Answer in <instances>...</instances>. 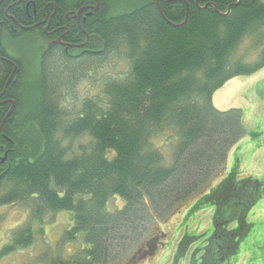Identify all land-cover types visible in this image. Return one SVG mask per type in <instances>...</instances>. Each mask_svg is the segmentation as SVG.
<instances>
[{"label": "trees", "instance_id": "trees-1", "mask_svg": "<svg viewBox=\"0 0 264 264\" xmlns=\"http://www.w3.org/2000/svg\"><path fill=\"white\" fill-rule=\"evenodd\" d=\"M18 1L0 0V58L10 57L4 40L7 33L14 36L12 20H26L15 6L6 22L7 8ZM32 1L62 7L79 0ZM88 1L96 6L95 0ZM99 1L84 30L103 40L102 57L74 61L58 53L47 58L39 67L40 82L34 83L40 91L29 97L30 111L28 98L19 96L23 75H16L5 93L16 107L3 130L6 140L0 136V155L8 152L0 167V204H21L29 218L12 232L1 257L32 246L34 227L39 225L42 234L48 213L66 212L71 226L65 241L79 243L81 251L45 264L119 263L124 251L145 240L147 229L178 215L194 199L189 215L215 207L214 226L210 236L185 232L180 257L189 264H232L249 233L248 214L264 194V183L242 177L237 159L228 173L231 150L250 134L243 112L217 110L213 96L231 79L264 66V50L254 64L234 59L245 38L264 31L263 0H240L238 6L236 0H200L202 6H216L204 11L188 0V22L181 28L173 26L187 18L186 4L179 0L172 3L174 9L161 2V13L151 0H141L139 7L119 14H111L115 3L130 0ZM231 5L230 15L222 17ZM118 54L129 63L127 74L104 78L99 96L83 100L73 113L66 111L49 68L70 69L71 80L78 81L84 76L72 68H98ZM7 80L0 70V94ZM35 99L38 103L32 104ZM11 106L9 102L5 110ZM170 131L176 146L168 162L156 141ZM83 138L87 142L74 149ZM224 174L212 188L214 177ZM115 198L123 205L112 212L109 203Z\"/></svg>", "mask_w": 264, "mask_h": 264}, {"label": "rangeland", "instance_id": "rangeland-1", "mask_svg": "<svg viewBox=\"0 0 264 264\" xmlns=\"http://www.w3.org/2000/svg\"><path fill=\"white\" fill-rule=\"evenodd\" d=\"M140 3H142L141 0H130L125 3L116 2L111 14L130 11L139 7ZM261 38L262 43L259 45ZM4 43L6 50L12 55L11 58L19 60L23 65V82L21 83L22 88H20L22 91L20 90L19 96H24L23 100L28 98V102L25 105L30 111L28 107L30 106L29 97L34 98L33 95L38 94L41 88L40 85L34 86V83L38 84L41 79L39 74L41 52L39 42L35 37H31L28 34H14L13 36L7 33ZM263 50L264 31H259L243 40L235 52L234 59L235 61L240 60L245 64H254ZM121 55L110 56L105 64L98 68H94L91 65L82 67L83 69L81 67L72 68L73 72L76 70L79 76H84L83 79L78 81L74 77L71 80L70 74L72 75V72L70 69L67 70L64 67L61 69L60 67L59 72H57L49 68L50 73L56 76L54 83L58 84L57 91L62 93L59 96V101L62 103L63 108L69 113L75 112L81 106L83 100L97 97L101 94L102 80L104 78L125 76L129 70V63ZM63 71L69 72L64 73ZM15 73L16 71L13 72L12 80ZM62 73L65 75L62 76ZM37 100L35 99L32 104L38 103ZM213 103L215 108L222 112L230 109L241 110L245 128L251 136L243 137L241 144L234 146L231 150V159L228 161V173L231 172L234 165L233 162L237 159L240 162L242 177H256L264 183V134L263 136L260 134L264 133V66L252 75L238 76L228 81L220 90L215 92ZM171 134H173V131L166 133L156 141V146L165 153L168 162L172 158V151L176 146V141L170 140ZM86 142V138L79 140L74 144V149ZM113 155V152L107 154L109 159ZM225 176L224 174L214 177L210 186L212 188L216 187ZM0 196H2V193H0ZM192 203H194V199L178 215L171 216L166 221H159V223L154 225L153 230L147 229L148 232L143 237L144 241L133 245L129 249L126 248L127 250L124 249L126 251L120 255L121 258L116 260L119 263L114 261L110 264H173L175 255L178 256V259L181 258L179 244L185 232L187 234L195 231L200 233V235L206 232V235L210 236L213 230L215 207L211 208L209 206V208L199 209L189 215L188 212ZM122 205L123 202L115 198L110 201L109 209L114 212L121 209ZM28 218L27 209L21 204H0V264H45L53 257H74L81 251L79 243H66L65 238L71 226V216L69 213L61 212L57 214L48 213L46 217L47 223L42 234L39 232L41 230L39 225L34 227L37 234L35 232L36 235L32 246L24 249V251H15L1 257L3 248L11 241L12 232L24 225ZM247 219L250 225L249 233L240 244L239 251L231 259V263L264 264V194L249 211ZM151 222L155 223L154 221ZM140 249L144 250V253L141 254L137 261H134L136 259H133V257ZM178 259L176 260L175 258L174 264L177 262L178 264H189V260L185 256L180 260Z\"/></svg>", "mask_w": 264, "mask_h": 264}, {"label": "flooded vegetation", "instance_id": "flooded-vegetation-1", "mask_svg": "<svg viewBox=\"0 0 264 264\" xmlns=\"http://www.w3.org/2000/svg\"><path fill=\"white\" fill-rule=\"evenodd\" d=\"M179 1L186 4L188 16V0ZM66 2L61 7L54 2H42L39 5L32 0H28L27 2H25L22 8V6L20 5L24 3V0H20L17 3L10 5L5 12V15L7 17L6 22L9 23V20H12V17L8 15L10 9H13V7L15 6H19L20 11H24V14L26 16L25 19L27 21L21 19L22 23L20 24L16 20H12V22L14 23L10 24V28L15 35H18L19 32H22L23 34H28L31 37H35V39L39 42V47L41 48V65L43 61L51 57L53 54L59 53L60 55H65L71 60L79 61L89 56L91 60L94 56L102 57V54L105 52L103 40L96 34L88 33L84 30V26L88 24V21L93 17L94 12L99 10L100 1L95 0L96 6H93L88 0H79L78 2H74L75 4H71L68 1ZM161 2L166 4L167 7H172L173 9L175 7V5L172 4L174 0H151V3H154L158 7L160 13ZM194 3L198 9H201L203 11L209 7H212L214 9L216 7L213 3H205L202 6L200 5V0H194ZM239 4L240 0H236V4H234V6H238ZM97 5L99 6L96 10ZM232 6L233 5L228 7L226 13L221 14L222 17H228L230 15ZM30 7H32V14L30 13ZM15 24L18 26V29L15 28ZM9 56L10 57L7 56L8 58L1 59L0 70L3 73L5 79L7 76V81H9L14 71H16L15 76L18 75V78L20 79L24 72L23 66L21 67L19 65V63L16 61L17 59L13 60L11 58V54H9ZM6 65H8L12 70L10 71V69L6 67ZM10 101L11 100H9V98L7 99L6 95L0 98V128L5 117L10 111L11 107L5 110L6 106L9 104L8 102ZM0 136L5 139L3 131L0 133ZM6 154L8 155L7 151L2 153L0 155V159L3 158ZM4 164L5 163L0 164V167H2ZM142 253H144V250L138 251L137 254L133 257V259H136L134 261H137Z\"/></svg>", "mask_w": 264, "mask_h": 264}, {"label": "water", "instance_id": "water-1", "mask_svg": "<svg viewBox=\"0 0 264 264\" xmlns=\"http://www.w3.org/2000/svg\"><path fill=\"white\" fill-rule=\"evenodd\" d=\"M98 6H99V5H97L96 10L98 9ZM79 13H81V12H79ZM187 22H188V16H187L186 20H185L182 24H180V25H173V26H174L175 28H181V27L185 26V24H186ZM1 59H2V58H0V61H1ZM0 65H1V64H0ZM16 67H17V66H16ZM12 77H13V75L11 76V78L9 79V81L7 82V84H6V86H5V91L7 90L8 86L10 85V83H11V81H12ZM5 91L1 94L0 98L4 95ZM10 102H11L12 106H11L10 111L8 112L7 116L5 117V119H4V121H3L2 125H1L0 133L3 131V129H4V127H5V125H6L7 121H8V119L11 117V115L13 114L14 109H15V107H16L14 101H10ZM8 103H9V102H8ZM5 104H6V103H5ZM1 105H2V104H1ZM6 161H7V154H6L3 158L0 159V164L5 163Z\"/></svg>", "mask_w": 264, "mask_h": 264}]
</instances>
